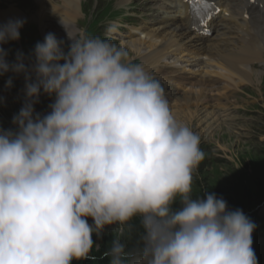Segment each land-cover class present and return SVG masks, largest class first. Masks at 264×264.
I'll list each match as a JSON object with an SVG mask.
<instances>
[{
  "label": "clouds",
  "instance_id": "obj_1",
  "mask_svg": "<svg viewBox=\"0 0 264 264\" xmlns=\"http://www.w3.org/2000/svg\"><path fill=\"white\" fill-rule=\"evenodd\" d=\"M24 23L0 25V45L18 41ZM71 40L65 51L48 33L31 64L21 52L9 62L0 47V75L25 79L15 128H0V264L95 259L93 234L136 217L142 247L114 239L110 264H258L243 211L214 192L194 198L205 152L160 82L109 40ZM42 93L55 96L43 116Z\"/></svg>",
  "mask_w": 264,
  "mask_h": 264
},
{
  "label": "rangeland",
  "instance_id": "obj_2",
  "mask_svg": "<svg viewBox=\"0 0 264 264\" xmlns=\"http://www.w3.org/2000/svg\"><path fill=\"white\" fill-rule=\"evenodd\" d=\"M80 17L76 19L73 26L76 34L69 36V41L62 40L64 36L56 35L59 40L64 41V50L67 51L72 43V39L84 37H100L107 39L112 35L114 26L123 22V17L135 15L127 13L124 6L129 4L128 0L124 6L119 5V0H81ZM6 5L26 12L27 17L34 15L38 8L36 0H5ZM138 3V2H137ZM126 7V6H125ZM150 4H145L144 9H148ZM114 10H118L115 18L112 17ZM112 11V12H111ZM111 12V14H110ZM51 18V17H50ZM123 18V19H122ZM134 19V18H133ZM131 18L127 17L126 22ZM29 22V21H28ZM135 22V21H134ZM61 33V32H59ZM9 47H4L8 52V61L14 62L18 52L23 53L25 63L34 62L32 55L37 42H43L40 29L35 28L26 30L20 29V39L14 45L11 41ZM111 42V41H110ZM118 47L123 44L112 42ZM130 56V55H129ZM264 58V52H263ZM133 63H139L138 58L130 56ZM260 63V62H259ZM254 70L261 72L260 87L264 91V64L253 65ZM11 77V87L6 86V82ZM214 78L211 76L212 79ZM210 81V80H209ZM218 90L225 94L233 93V99L228 101L220 96L218 92L211 93L212 102L207 110L200 106L201 111L195 113V108L191 106L193 113L185 116L181 110L174 106L175 97L188 89L172 93V98L168 100L171 111L178 122L188 126L194 133L198 134L201 140L200 147L205 152V159L193 174V196L204 197L205 192L215 193L217 197H222L227 201L230 210L240 209L256 225L255 218L264 220V93L260 96L256 89L251 85L239 83L238 88L230 92V88H222L223 80L212 79L211 82ZM219 95V96H217ZM219 100L220 105L216 103ZM55 100V96L41 94L39 102L34 105L35 112L41 116L51 111L49 105ZM228 101V102H226ZM25 102V79L23 74L12 72L0 75V128L14 129L12 123L14 115ZM188 112V111H187ZM178 113L181 117L178 116ZM174 208H179L177 202ZM89 224L93 221L88 219ZM128 230V225L113 224L106 226L103 233L97 237L93 234L95 243L93 249L98 250L102 246L111 249L114 239H123ZM258 237V241L253 246L256 253L258 264H264L262 257L264 251V239ZM263 241V243H262ZM262 251H261V250ZM110 257V256H109ZM111 258V257H110ZM139 262V257L136 258ZM131 264V262H129ZM144 264V262H139Z\"/></svg>",
  "mask_w": 264,
  "mask_h": 264
},
{
  "label": "bare ground",
  "instance_id": "obj_3",
  "mask_svg": "<svg viewBox=\"0 0 264 264\" xmlns=\"http://www.w3.org/2000/svg\"><path fill=\"white\" fill-rule=\"evenodd\" d=\"M37 11L34 15L25 16L26 12L16 10L12 6L0 11V20L4 24L9 19H22L25 21L23 27L30 30L37 26L43 37L48 33H57L64 36L62 40H68L69 36L76 34V19L81 15V0H36ZM128 0H119V5H124ZM159 2V0H155ZM169 6L166 9L174 15L169 16L176 19L179 16L181 24L165 20L162 24L150 25L149 27H137L135 30L140 36L130 37L120 44L124 45L130 56L138 58L146 71L162 67L160 62L173 55H177L182 62H190L197 69L193 75H185L184 71L172 72L174 76H180L188 85L180 97H175L176 105L182 114L191 115L200 110V106L207 110L210 105L211 93L216 91L220 96L230 101L233 93H220L217 87L206 80L202 72L203 64L214 65L221 72H214L220 77L224 84L222 88H230L233 92L239 83L251 85L262 96L264 91L260 84L261 72L252 67L255 62L264 61V16L259 20L258 14L264 13V0H216L221 8L217 17L210 22L212 33L207 38L189 36L185 30L184 14L188 11L187 2L184 0H167ZM164 8V7H161ZM256 12L254 14L253 12ZM248 16H245V15ZM51 17V18H50ZM188 19V15H186ZM29 21V22H28ZM259 21V22H258ZM258 22L256 25L253 23ZM185 29V30H184ZM61 32V33H59ZM243 40H249L243 42ZM172 54V55H171ZM171 55V56H170ZM201 59V60H200ZM201 61V62H200ZM197 73V74H196ZM211 78V77H210ZM190 79V80H186ZM263 84V83H262ZM217 95V96H219ZM216 103L220 105L219 100ZM226 101V102H228ZM188 111V112H187ZM178 116L181 115L178 113Z\"/></svg>",
  "mask_w": 264,
  "mask_h": 264
},
{
  "label": "trees",
  "instance_id": "obj_4",
  "mask_svg": "<svg viewBox=\"0 0 264 264\" xmlns=\"http://www.w3.org/2000/svg\"><path fill=\"white\" fill-rule=\"evenodd\" d=\"M254 222L256 223V228L252 233L253 244L258 241V237L264 238V220L255 218ZM143 233V228L140 224L139 217L133 219L128 225V230L126 235L120 241L126 245V251L133 250L137 247H142L141 235ZM263 242V241H262ZM112 244V243H111ZM112 246V245H111ZM110 246V247H111ZM106 247L102 246L98 250H92L91 255L95 257V259H87V260H74L72 264H110V257H105L103 254L107 251Z\"/></svg>",
  "mask_w": 264,
  "mask_h": 264
},
{
  "label": "snow or ice",
  "instance_id": "obj_5",
  "mask_svg": "<svg viewBox=\"0 0 264 264\" xmlns=\"http://www.w3.org/2000/svg\"><path fill=\"white\" fill-rule=\"evenodd\" d=\"M190 5V11L194 18L199 20V24L202 26V31L207 29L208 22L213 18V13L218 12V9L214 7V4L209 0L208 3H204V0H187ZM203 5L205 12L202 14L200 7ZM193 27H196L193 24Z\"/></svg>",
  "mask_w": 264,
  "mask_h": 264
}]
</instances>
